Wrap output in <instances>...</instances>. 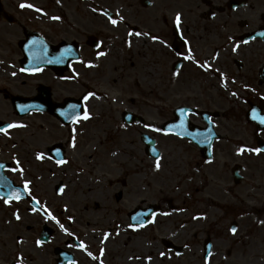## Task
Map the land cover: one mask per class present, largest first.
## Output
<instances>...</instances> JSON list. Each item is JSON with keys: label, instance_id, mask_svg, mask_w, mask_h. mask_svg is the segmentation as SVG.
I'll return each mask as SVG.
<instances>
[{"label": "flooded vegetation", "instance_id": "1", "mask_svg": "<svg viewBox=\"0 0 264 264\" xmlns=\"http://www.w3.org/2000/svg\"><path fill=\"white\" fill-rule=\"evenodd\" d=\"M21 3L35 5L42 12L21 8ZM105 11L118 20L116 26L103 14ZM117 12L123 17L122 21ZM177 13L181 14L179 30L174 23ZM54 16L60 19H51ZM129 31L147 32L149 36H129ZM262 33L264 0H60L59 3L56 0H0V127L12 123L23 125L8 129V135L0 133V164L4 165L0 169V177L7 182L0 183V210L5 204L4 192L10 185L18 187L21 192V199H13L10 204L26 205L29 213L39 207L40 210L33 212L43 215V209L51 202H41L34 196L36 185L43 177L51 179L50 169L77 161L81 143L85 146L86 139L94 134L93 129L87 130L88 122L101 113L99 100L108 98L98 89L107 85L126 90L142 88L144 93L141 92L137 99H126L118 110L120 127L131 130L134 135L136 126L144 128L147 125L143 116L145 112L149 108L154 109L161 118L159 127L163 138L173 139L183 146L176 143L172 155L177 159L181 155L188 156L187 147H191L196 166L204 167L208 172L214 196H224L228 187L242 189L243 186L248 192H253L256 197L251 199L254 204L251 213L257 216L255 257L246 256L245 242L239 237L238 241L223 237V241L229 242L231 248L238 246L243 249V256L235 257L233 264H264V223L261 222L264 221V151L237 154L241 146L264 149V124L258 119L264 117ZM151 36L158 39L152 40ZM31 41L37 43L33 45ZM234 46H238L235 52L232 50ZM65 50L68 51L61 59ZM101 52L104 55H98ZM189 55L191 59H184ZM58 59L60 62H56ZM22 68L26 71H20ZM221 73L225 78L223 82ZM88 92H94L96 96L84 101L83 96ZM148 99L159 106L151 107ZM116 103H120V99H116ZM136 103L147 110L139 111ZM69 105L81 107L73 110ZM84 107H87L90 118L75 122L76 117L82 116ZM253 110L257 119H253ZM62 113H67V116ZM127 113H131V120L139 117L143 121L127 123ZM182 120L183 129L177 127ZM142 134L154 137L144 130L139 133L142 157L156 163L157 159L148 155L147 146L140 140ZM158 150L159 162L166 161L168 153ZM132 152L135 151L130 154L111 148L108 160L112 165H128L130 160L135 161ZM37 154L42 158L37 159ZM13 168L17 170L12 171ZM41 169L46 173H41ZM25 181L30 182V194L23 191ZM114 182L119 189L130 186V189L145 195L139 205L125 211L124 233L129 238L132 236L127 233H133L134 242L124 245L130 247L131 253L128 252L132 254V248L138 246L141 236L143 238L147 232L145 230L161 219V206L172 201L164 199L146 203L148 186H132L125 173L117 176ZM112 183L110 181V185ZM61 185L63 189L64 183ZM61 194V191L54 192L56 198ZM122 197L123 193L118 191L112 199L117 203ZM33 198L39 205L32 204ZM69 200L71 209L66 211L72 213L77 201ZM238 202L239 206L227 205L230 207L227 210L243 217L247 213L244 211L248 210L245 204L249 202L248 199ZM209 203L217 208L215 198ZM83 210L86 212L88 209L85 207ZM60 212L63 211L60 209ZM221 212L225 214L222 209ZM66 217L63 225L65 229L71 228L76 218ZM140 221L145 222L144 226L135 227V230L129 227L139 225ZM215 225L207 227L212 239L208 236L202 243L200 264H205L206 258L208 264H217ZM44 226L51 229L48 241L40 244L45 246L54 243L59 225L52 219H46L36 242L41 238ZM59 230V234L66 235V238L52 246L54 264L63 259L70 260L67 264H84L77 259L79 255L88 256V263L93 264H101V261L103 264H157L156 260L169 259L163 256L151 257L150 260L146 257L136 259L135 256L121 254L114 257L110 247L107 249L109 239L105 240L104 235H100L102 232ZM111 232L110 228L104 230L109 235ZM176 236L172 235L173 238ZM177 240L171 242L163 238L159 241L166 253L172 256L170 260L175 264H186L182 258L187 246ZM88 241L96 242L97 246L100 243L101 248L93 247ZM81 242L86 245L85 249L79 247ZM141 243L150 247L147 240ZM206 248L211 256L205 254ZM101 249L104 250L102 255ZM89 252L97 259L89 256ZM226 256L220 257L224 264L232 259L231 251ZM16 261L17 255L7 264H16Z\"/></svg>", "mask_w": 264, "mask_h": 264}, {"label": "rangeland", "instance_id": "2", "mask_svg": "<svg viewBox=\"0 0 264 264\" xmlns=\"http://www.w3.org/2000/svg\"><path fill=\"white\" fill-rule=\"evenodd\" d=\"M129 89H120L115 85L110 87L107 85V87L104 86L98 89L108 98L99 100L101 106L98 109L101 110L102 114L100 113L88 122L87 130L93 129L94 134L89 135L88 138L86 136L85 146L83 142L81 143V152L78 153L76 162L50 169L53 174L51 179L46 180L43 177V180L36 185L34 196L41 202L44 200L51 202V205L46 206V208L61 224H66L64 220L67 219L66 215L76 218V223L71 228H66L68 232L71 229L72 231L85 232L93 230L99 233L102 232L100 234L102 236L104 230L110 228L112 232L106 242L107 249L110 247L114 257L118 254L124 255L125 251L128 250L131 253L130 247L127 248L126 245H132L134 242L133 233H127L132 236V242L130 241V243H119L117 240L124 222L127 221L125 211L139 205L141 198L145 197L144 193L142 195L140 192L130 189V186L126 189H119L114 179L125 173L132 186H148L149 196L146 197V203L164 199L172 201L161 206V219L159 218L156 224L145 230L147 232L143 238L141 236V240H139V244L135 249L131 247L132 256L155 258L161 257V253H164L163 257L169 259L156 260L157 264L158 262H161V264H175L174 260H170L172 256L161 247L159 240L165 238L172 242L178 239V242L183 241L184 245L187 246L182 262L200 264L202 243L207 240L208 236L209 239H212L210 234L207 233V227L216 224L215 261L217 264H224L223 261H220V257H227L228 251H231L232 259L225 261V264H233L232 262H236L235 257L243 256V249L238 246L231 248L229 242L223 241V237H228L230 241H238L239 237L240 240L245 242L246 256L255 257L257 237L254 226L257 223V216L255 213H251L252 206H254L251 199L255 198L256 195L253 192H248L242 186V189L239 187L229 189L228 187L227 194L224 196H214L208 172L204 170V167L198 168L196 166L193 161L194 154L191 152V147H187L189 148L187 149L188 156L181 155L177 159L175 155H172V150L176 148V143L183 147L182 144L173 139L166 140L160 131L153 130L155 128L160 129L159 123L161 122L159 114H156L154 109L149 108L147 110L142 104L136 103L135 107L139 111L147 110L143 116L147 125L151 127L139 128L136 126L134 135L131 130L126 131L121 128L117 118L118 110H121L126 99H137L141 92H145L142 88ZM116 99H120V103L122 101L123 104L116 103ZM148 101H150L151 107L159 106L154 104L155 101L152 99H148ZM142 130L151 133L157 139L158 148L168 153L169 158L166 161L159 162L161 167L158 170L155 168L156 163L148 162L142 157L139 142V133ZM111 148L120 152L127 151L130 154L131 151H135L132 152L135 161L130 160L128 165L110 164L108 152ZM40 171L46 173L43 169ZM110 181L113 182L111 185ZM59 182L64 183V188L62 194L56 198L54 188ZM118 191L123 193V197L116 203L112 198ZM211 198H215L216 209L211 207L209 203V200H212ZM69 199H76L78 205H76L75 210H72V213L66 211L68 208L71 209ZM243 199H245V202L248 199L249 202V204L247 202L245 204L248 210H245V207L242 208V210H245L244 212H247L246 215L238 217L229 213L230 211L227 208L230 207L227 205L239 206L238 200ZM99 201L103 209H100V211L94 210L95 203L99 205ZM83 207L88 210L85 212ZM60 209L63 211L62 213ZM221 209L225 214L221 212ZM14 213L19 215V220L16 219ZM87 214L89 216H86ZM199 216L203 218L193 219V217ZM232 222H235L238 226L235 234L229 231ZM42 225H46L44 214L35 215L33 211L29 213L26 211V205L18 203L2 204V210H0V264H7L14 259L15 255L23 258L22 264H54L52 246L65 240L66 235L59 234L61 233L60 228L57 227V238L54 243L37 246L36 237L39 235ZM176 234V238H173L172 235ZM146 240L147 245L150 247L141 245V241ZM88 242L93 247L101 248L100 243L97 246L96 242ZM159 251L160 253L157 254ZM77 259L84 264H93L88 263L90 262L88 261L89 257L85 255H79Z\"/></svg>", "mask_w": 264, "mask_h": 264}, {"label": "snow or ice", "instance_id": "3", "mask_svg": "<svg viewBox=\"0 0 264 264\" xmlns=\"http://www.w3.org/2000/svg\"><path fill=\"white\" fill-rule=\"evenodd\" d=\"M56 2L59 3L60 0H56ZM19 7H21V8H25V7H27V8L33 9V10L36 11V12H42V9H40V8H38V7H36L35 5H32V4L21 3V4L19 5ZM94 11H95V9H94ZM103 14L107 16L109 22H110L113 26H116V25H117V23H118V20H117V19H113L112 16H111L110 14H108L106 11L103 12ZM116 15H117V17H119V20H120V21L123 20V17L120 16L118 12L116 13ZM51 19H53V20H58V19H60V18L57 17V16H54V17H51ZM174 23H175V25L177 26V30H179V26H180V24H181V14H180V13H177V14H176V17H175ZM128 35H129V36H136V37H140V36H145V37H147V36H149V33H147V32H132V31H129ZM262 35H264V33H262ZM151 39H152V40H157L158 37H156V36H151ZM229 39H231V38H229ZM30 43L33 44V45H35L37 42H36V41H31ZM244 43H247V41H244ZM128 44H129V46H131V42H130V41L128 42ZM97 46L99 47V45H97ZM26 47H27V46H26ZM237 47H238V46H234L232 50L235 52V51L237 50ZM67 51H68V50H65L64 52L61 53V59L65 56V54H66ZM98 55H104V53L101 52V53H98ZM184 59H191V56H190V55H189V56H185ZM47 62L51 63V62H53V61H47ZM56 62H60V60L58 59ZM202 67H203V65H202ZM20 71H26V69H23V68H22V69H20ZM12 75L15 76L16 73L13 72ZM224 79H225V78H224V74L221 73V80H222V82L224 81ZM222 86H226V85H225L224 83H222ZM232 95L235 96L236 93H232ZM95 96H96V94H95L94 92H88V93H86V94L83 96V100H84V101H87V100H89L90 97H95ZM79 107H81V105H69V108H70V109H73V110L76 109V108H79ZM183 111H184V110L182 109L181 112L183 113ZM62 115H66V116H67V113H62ZM89 118H90V113H89L87 107H84V110H83L82 116H80V117H76V118H75V122H78L79 119L88 120ZM257 118H258V117L255 115V110H253V119H257ZM258 119H259V122H260L261 124H264V117H259ZM13 127H23V125H18V124H14V123H12V124H7V125L4 126V127H0V133H4L5 135H8V129H11V128H13ZM145 127H151V126H150V125H145ZM177 127L183 129V128H184V121L182 120V121L180 122V124L177 125ZM153 130H154V131H162V130L159 129V128H155V129H153ZM177 134H179V133H177ZM73 146H74V144H73ZM261 151H264V149H261V148H259V147H257V148H247L246 146H241V147H239V148L237 149V154L240 155V154H243V153H245V152H252V153H255V154H259ZM153 152H154V155H155V150H153ZM41 158H42L41 155H40V154H37V159H41ZM65 162H66V161H57V163H65ZM17 163H18V162H17ZM3 167H4V165H3V164H0V169H3ZM160 167H161V165H160V163H159V159L157 158V162H156V164H155V168L158 170ZM16 170H17V169H15V168L12 169V171H16ZM21 172H22V170H21ZM0 183L6 184V183H7V182H6V179L0 177ZM29 183H30L29 181H25V182H24V188H23V191H24V193H26V194H30ZM9 189H10L9 192L7 193V197H8V198L4 200V203H5V204H9L13 199L19 201V200L21 199V192H20V189H18V188H17V189H12L10 185H9ZM60 191L62 192L63 189H60ZM33 200H35V198H33ZM36 203H37V205H39V202H38V201H36ZM38 210H40L39 207H37V208H33V209H32V211H38ZM43 212H44V215H45L46 219H52V220H54V221L59 225V227L61 228L62 231L67 232V229H65L64 225L61 224L58 220H56V217L53 216V215L51 214L50 211H48V210L45 208V209H43ZM14 215L16 216V219H17V220L20 219V217H19L18 214H15V213H14ZM202 218H203L202 216H199V217H193V219H202ZM69 219H71V218H69ZM133 219H136V218L133 217ZM261 222L264 223V221H261ZM144 224H145L144 221H140L139 225H137V226L129 225V227H133L134 230H135V227H138V226H144ZM229 231H230L232 234H235V233L237 232V228H236V227H231V228L229 229ZM69 234H70V233H69ZM108 236H109L108 233H104V239H105V240L108 239ZM36 243H37V245L39 246V245L41 244V241H40V240H37ZM79 247H80L81 249H85V248H86V245H85L83 242H81L80 245H79ZM100 251H101V255H102L104 250L101 249ZM88 255H89V256H92L93 259H97V257L93 256L91 252H89ZM163 255H164V253H161V256H163ZM208 255L211 256L212 253L209 252ZM129 259H132V257H129ZM136 259H139V257H136ZM146 259H149V260H150L151 257H146ZM22 260H23V258H22L21 256H18V257H17L16 264H22ZM101 264H103L102 261H101ZM205 264H208V260H207V258L205 259Z\"/></svg>", "mask_w": 264, "mask_h": 264}, {"label": "bare ground", "instance_id": "4", "mask_svg": "<svg viewBox=\"0 0 264 264\" xmlns=\"http://www.w3.org/2000/svg\"><path fill=\"white\" fill-rule=\"evenodd\" d=\"M94 206H95L94 207V210H99L100 206L97 203H95ZM87 216H89V215L87 214ZM124 230H126V225H124L123 231H121V233L119 234V237H118L117 240H118L119 243H121V242H128V243H130L131 238H129V237L126 236V234L124 233ZM136 233H138V230L136 231ZM124 256H131V254L128 251H125Z\"/></svg>", "mask_w": 264, "mask_h": 264}, {"label": "water", "instance_id": "5", "mask_svg": "<svg viewBox=\"0 0 264 264\" xmlns=\"http://www.w3.org/2000/svg\"><path fill=\"white\" fill-rule=\"evenodd\" d=\"M151 145H153V142H149L148 143V146H150L151 147ZM8 190V192H9V188L7 189ZM57 191H59V187L57 188ZM47 236H48V233H47V230L45 231H43V236H42V239H41V241L42 242H46L47 241Z\"/></svg>", "mask_w": 264, "mask_h": 264}]
</instances>
